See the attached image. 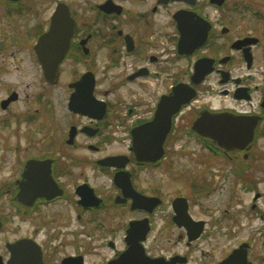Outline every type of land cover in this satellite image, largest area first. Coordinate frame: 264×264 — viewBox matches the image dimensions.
I'll use <instances>...</instances> for the list:
<instances>
[{
  "label": "flooded vegetation",
  "instance_id": "af4514ba",
  "mask_svg": "<svg viewBox=\"0 0 264 264\" xmlns=\"http://www.w3.org/2000/svg\"><path fill=\"white\" fill-rule=\"evenodd\" d=\"M229 1L0 0V85L10 70L0 264H264L252 226L264 192L242 218L229 207L237 185L259 184L249 150L263 134L264 83L252 72L263 34L236 25L249 6ZM54 91L66 112L55 111ZM206 94L230 104H206ZM68 114L65 135L47 139V122L57 128ZM205 114L255 122L252 140L221 147L194 129ZM166 127L158 158V147L135 153V139L159 129L157 145ZM190 143L199 170L187 159L194 150L175 154ZM175 155L184 192L165 185V196L158 173ZM216 192L226 205L202 201Z\"/></svg>",
  "mask_w": 264,
  "mask_h": 264
},
{
  "label": "rangeland",
  "instance_id": "374dc122",
  "mask_svg": "<svg viewBox=\"0 0 264 264\" xmlns=\"http://www.w3.org/2000/svg\"><path fill=\"white\" fill-rule=\"evenodd\" d=\"M237 0H230L229 5L232 3L236 2ZM248 1V2H247ZM245 2L249 6V13L246 14V17L242 19L241 17L238 18V21L236 25L246 27V25L254 26V28L257 31H261L263 34L262 39H263V49H260L256 53V61L252 67V72L255 74V80L253 82L255 83H264V60H263V54H264V0H245ZM263 53V54H262ZM236 67H240V71H237L235 74H242L245 72V66L238 64ZM6 82H4L3 85H0V100L3 96H5V91L6 89L8 90L10 88V70L8 72H4ZM252 82V83H253ZM110 86L113 87V82H110ZM54 96L52 97L55 101V111H57V104L59 108H61L62 112L65 111V100H66V95H63V97H56L55 96V91L53 92ZM208 96V97H207ZM204 97L205 100L204 102L206 104H211V106L214 107H219V106H226L230 104L229 100H226L228 98H219L215 95H212V97L209 96V94H206ZM56 98L58 101L60 98H62V102H57ZM232 105V101H231ZM60 113V111L58 112ZM62 117V115L60 114ZM66 119H62L63 123L59 125L57 128H53L51 126L50 122H47L48 125V135L47 139H51L54 137H60L61 135H65V131L67 128V123L70 122L71 120L69 119V114L65 115ZM60 120V119H59ZM67 120V121H66ZM56 127V125H54ZM50 128V129H49ZM258 130L263 132L261 137H259L258 141H256L252 147L249 150V154L252 156V159L254 160L253 163V169H254V183L258 182L259 186L257 185L254 186L255 191L254 192H246L245 190L242 191L241 187L237 185L235 193L237 192V198L231 201V211L234 213L236 217L242 218L245 213L251 214V211L249 209L250 204L252 203V199L254 196L255 192H264V123L261 122L259 125ZM67 132V131H66ZM22 143V140L20 141ZM175 149H181V151H176V155H184L183 153H186V149H192L194 150L195 155L187 157L189 158V164L191 165V169H196L199 170V167H197V161L199 159V154L200 150L198 146L195 143H190L184 146H174ZM203 153V152H202ZM175 155L174 163H173V168H171L168 172H159L158 173V179L159 181V186L164 187L162 189L163 195L168 196L169 194L167 193L168 190L166 191L165 185L174 187L175 194L178 191L184 192V189L182 187V179L184 176V171H186L185 168V159L184 158H179L178 156ZM187 161V160H186ZM226 168V167H225ZM224 168V169H225ZM10 176V125H8L7 121L3 122L0 120V180L1 179H6L9 178ZM168 177V180H167ZM230 182V178L224 179L223 183L228 184ZM163 185V186H162ZM230 191H232V188H230ZM222 196H219L221 195ZM225 197L224 192H216L214 196L206 199H202V201L206 204H219L223 203L226 199H222V197ZM226 201L224 202V205ZM258 207L253 211V221H252V226L256 229L255 230V236H254V254H262V250L264 247V220L259 219V214H264V198L260 200L258 203ZM223 205V206H224ZM242 234H246V232H242Z\"/></svg>",
  "mask_w": 264,
  "mask_h": 264
},
{
  "label": "water",
  "instance_id": "95a60500",
  "mask_svg": "<svg viewBox=\"0 0 264 264\" xmlns=\"http://www.w3.org/2000/svg\"><path fill=\"white\" fill-rule=\"evenodd\" d=\"M223 0H219L221 3ZM54 25V24H53ZM189 98L190 94H186ZM186 98L176 99L172 105L171 112H177L179 106L185 102ZM264 106V103H263ZM73 108V105H72ZM156 123V122H154ZM255 127V122L242 123L235 119H230L227 114H222L217 117H212L208 114L203 115L202 118L198 119L194 124V129L199 132L201 135L208 136L211 139L215 140L221 147L226 148L227 150L239 149L243 150L248 143L251 141L253 136V130ZM168 127L164 128L161 131V136L159 138V143L151 144L149 138L156 132L160 131L159 129H154L153 133L147 134V137L143 136L140 139H135L134 142V151L136 154H139L141 151L148 150L149 146L153 148L158 147L154 152H157L155 156L158 158L161 154V144L165 133L167 132ZM139 138V137H138ZM147 153V151H146Z\"/></svg>",
  "mask_w": 264,
  "mask_h": 264
}]
</instances>
